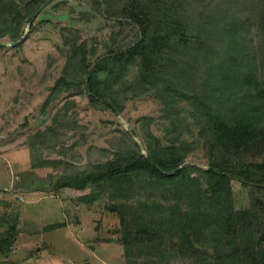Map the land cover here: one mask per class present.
Instances as JSON below:
<instances>
[{
    "label": "trees",
    "instance_id": "1",
    "mask_svg": "<svg viewBox=\"0 0 264 264\" xmlns=\"http://www.w3.org/2000/svg\"><path fill=\"white\" fill-rule=\"evenodd\" d=\"M93 2L105 18L133 24L138 36L94 61L74 46L43 112L66 93H85L120 114L126 101L153 93L169 119L177 106L188 107L208 166L186 163L194 141L169 128L160 138L150 129L155 118L143 117L111 158L61 175L55 188L97 190L82 197L89 203L105 194L115 200L129 264H264V0H241L244 11L233 14H224L227 0ZM40 6L39 0H0V37L18 45ZM244 25L257 29L258 56L243 40ZM76 104L66 101L56 111L54 125L38 132L40 143L47 133L56 137L59 126H76L68 119ZM233 180L248 189L250 207H235ZM158 189L162 198L155 200ZM16 231L2 235L0 253L11 248Z\"/></svg>",
    "mask_w": 264,
    "mask_h": 264
},
{
    "label": "rangeland",
    "instance_id": "2",
    "mask_svg": "<svg viewBox=\"0 0 264 264\" xmlns=\"http://www.w3.org/2000/svg\"><path fill=\"white\" fill-rule=\"evenodd\" d=\"M39 1L33 28L30 31L26 25L18 45L8 36L0 37V238L11 227L17 230L11 248L0 253V264H129L120 241V218L112 210L115 200L105 194L85 202L82 197L97 190L58 189L57 179L106 162L143 117L155 118L150 129L160 138L169 128L195 142L186 163L206 168L208 149L188 116V107L177 106L169 119L153 93L126 101L120 114L93 103L85 93H66L43 112L74 46H81L94 61L110 46H123L138 35L133 24L100 15L93 9L94 0ZM227 1L224 14L244 11L241 0L237 8L235 0ZM238 12L235 15H244ZM242 35L249 49L255 50L251 54L258 56L256 27L244 25ZM74 99L77 104L67 118L76 126H59L56 137L47 133L45 144L40 143L38 132L52 127L56 111ZM135 139L147 154L142 140ZM43 161L49 166H39ZM231 186L235 207H250L248 189L236 180ZM161 194L158 189L153 198L158 200ZM55 223L64 226L45 229ZM172 264L183 262L177 259Z\"/></svg>",
    "mask_w": 264,
    "mask_h": 264
}]
</instances>
